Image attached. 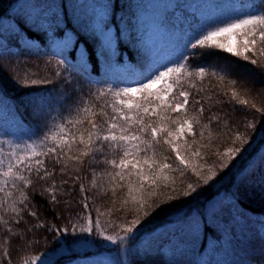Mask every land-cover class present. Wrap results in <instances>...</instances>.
<instances>
[{
	"label": "trees",
	"instance_id": "trees-1",
	"mask_svg": "<svg viewBox=\"0 0 264 264\" xmlns=\"http://www.w3.org/2000/svg\"><path fill=\"white\" fill-rule=\"evenodd\" d=\"M19 1L0 0V23L8 24L0 29V123L4 125L5 120L22 137L39 144L49 128L72 118L66 109L78 103L71 90L60 83V77L54 75L55 71L64 77L71 72L73 80L79 81L77 89L83 88L80 97L85 101L89 100V93L123 87L129 82L120 77L122 73L131 71L138 78L145 70V63L147 70L143 74L147 75L161 64L175 60L184 51L187 40L199 32L202 23L207 18L212 20L229 0H34L33 5L43 4L49 16L55 13L59 17V29L54 25L50 27L43 20L38 21L35 11L31 12L30 8L25 11L15 8L14 4ZM106 10L107 18H104ZM93 13L98 14L96 32L94 26H88ZM101 21L108 23L109 30H103ZM60 30L69 38L61 40L64 37L55 34ZM169 38L175 41V48H171L168 57L155 59L156 40ZM218 39L225 41L223 36ZM238 39L241 40L237 49L242 41L239 36ZM62 41H66V45L60 48ZM86 45L96 49V56L91 60L79 50L81 46L84 52ZM260 48H264V43L258 40L256 48L247 53L248 60L211 47L197 49L196 56L187 57V70L193 72L190 83L203 89L197 92L185 84V89L192 92L189 114H194L199 107L193 100L200 99L205 107L202 123H207L210 106L212 112L222 118V123L211 126L210 142L208 132L200 140V126L196 125L194 129L200 143L210 146L201 149L203 159L193 158V163L205 170L216 165L213 170L217 175L208 185L200 182L192 197L181 196L174 201L166 198L174 193L162 194L158 206L148 209V217L140 214L138 231L129 234L126 242H118L119 246L123 244V252L118 248L96 257L97 254L92 253L108 251L102 245L105 240L99 234L100 229L105 235H124L121 228L135 218L136 206L127 197L126 187L118 188L115 196L111 191L103 195V190L111 187L109 178L104 176L97 179L98 185H103L100 191L89 190L93 169L97 176L101 171L113 169L102 163L91 165V157H87L82 165L69 162L67 175H61L57 166L56 174L47 181L39 180L34 172L25 173L33 181L31 186L17 181L18 189H12L10 180L5 192L0 193V264H24L25 261L33 264V257L44 255L62 244L70 246L84 240L85 236L95 245V250L61 254L52 261L53 264H264L261 254L264 250V114L252 107L255 104L257 108H264V53L259 51ZM104 49L111 56V64L101 54ZM62 53L68 59L64 65H58V61L64 59ZM252 59L258 61L257 65L250 63ZM73 64H82L83 68L73 69ZM198 67L205 69L202 81L195 75ZM243 70L248 71L247 75ZM37 72V75L32 74ZM45 76L50 82L31 83L33 79ZM233 80H236L235 84ZM232 90L238 93L236 100L231 98ZM239 99L249 103L241 105ZM91 103L97 111L103 107L109 116L112 115L107 107L111 103L110 96L93 99ZM176 115L179 114H173V117ZM94 119L106 127L103 117L97 115ZM249 124L255 127H247ZM236 134L241 135L242 140H235ZM186 138L191 142L190 135ZM197 147L192 145V150ZM228 147H240L243 151L228 167L221 168L215 153ZM156 151L158 159L166 156L168 163L174 168L179 167V161L168 145L161 142ZM120 155L119 151L108 149L103 154H96L101 161L119 159ZM45 164L51 170L47 159ZM185 172L183 177L179 172H166L175 178L177 190L197 181L190 171L185 169ZM77 175L80 180L72 185L70 177ZM65 179L70 182L62 186ZM53 185L64 192V199L58 196L59 204L51 203L50 194L45 191ZM80 185L86 190L83 194L79 192ZM8 191L12 196L6 195ZM21 191L28 196L23 204L19 202ZM68 191H72L68 205L73 210L81 209L82 195L88 197V209L79 211V215L68 211L64 202L68 199ZM124 199H128L126 206L122 203ZM12 207L19 212H13ZM213 208L218 213L215 217ZM32 211L37 217L30 216ZM89 212L94 222L97 218L100 221L90 236L79 232L80 227L86 226ZM192 218L198 221L196 229L191 227ZM38 223L43 227H36ZM74 227L76 233L56 231Z\"/></svg>",
	"mask_w": 264,
	"mask_h": 264
},
{
	"label": "snow or ice",
	"instance_id": "snow-or-ice-1",
	"mask_svg": "<svg viewBox=\"0 0 264 264\" xmlns=\"http://www.w3.org/2000/svg\"><path fill=\"white\" fill-rule=\"evenodd\" d=\"M32 7L36 10L35 16L38 21L43 20L50 27L54 25L55 29H59V17L55 13L49 16L43 4H36ZM239 7L241 11L231 19L212 28L199 31L189 38L187 43L184 44V51L175 60L161 64L158 68L148 72L147 75L143 74L147 70V64L145 63V70L133 82L125 83L121 81V83H125V86L109 87L95 94L89 93L88 101L80 97L83 88L77 89L79 81L73 80L71 72L67 77H64L59 71H55L54 75L60 77V83L66 89H70L78 101L72 108L66 109L72 118L49 128L39 144L35 142L27 143L23 149L11 151L7 160L3 158L2 150H0V193L5 192L10 180L12 181V189H18L17 181L23 185L31 186L33 181L25 173L31 174L34 172L39 180L47 181L56 174L57 166H59L61 175H67L69 162L82 165L84 158L91 157L89 161L91 165L102 163L105 166H110L113 171L104 170L97 176L93 169V179L89 190L97 189L100 191L103 185H98L97 179H103L104 176H107L111 187L104 189L102 194L107 195L108 191H111L112 195L115 196L118 188L123 189L126 187L127 197L131 198V202L136 206L134 209L135 218L131 220L130 224H125L121 228L124 235L119 233L105 235L104 230L100 229L99 234L103 236V239L115 244L119 241L126 242L129 239V234L138 231V226L141 223L140 214L142 213L145 218L148 217L150 215L148 209L153 205L158 206L157 201L162 194L174 193L166 197L168 201H174L181 196L192 197L194 193H197L200 182L203 185H208L217 175V172L213 170L216 165H212L205 170L199 164L193 163V158L203 159L204 153L201 149L209 147L210 144H201L200 140H203L205 132H208L210 142L212 139L211 126L213 123L217 125L222 123V118L213 113L210 106L208 108L207 123H202L205 107L201 104L200 99L193 100L194 104L199 105V107L194 114H189L188 105L192 92L185 89V84L191 89H196L197 92L203 91V89H197L196 84L190 83L193 72L187 70L189 68L187 57L196 56L197 49L211 47L224 50L233 56H242L244 60H248L247 53L256 48L258 40L260 43H264V0H255V2L249 0L248 3H241ZM246 8L251 10L245 11ZM97 15L93 13L89 17L88 26H94V32L97 31L95 28ZM101 23L103 24V30H109L108 23L103 21ZM55 34L64 37L61 40L69 38V35H65L63 30ZM117 35H119V30ZM222 36L225 37V41L218 39ZM235 36L242 38L239 49L235 48L232 43ZM53 39L56 40L55 35ZM189 49L192 51H188ZM259 51L264 53V48H260ZM101 54L105 55L109 64H111V56L108 55L107 49H104ZM60 55H63L64 59L59 60L58 65H64L68 57L65 53ZM84 55L91 60L96 56V49L86 45ZM250 63L257 65L258 61L252 59ZM72 68L82 69L83 65L73 64ZM65 70L67 71V69ZM26 71L30 72V69H26ZM32 74L37 75L38 72ZM195 75L199 76L202 81L206 75L204 67H198ZM212 75H215V73H212ZM45 82H50L47 76L31 81L32 84ZM232 83L235 84L236 80H233ZM158 85L160 87H157ZM106 96L111 97V103L107 105L111 109V116L103 107L97 111L91 103L93 99L98 100ZM231 98L233 100L238 98V93L235 90H232ZM209 100H211V97H209ZM238 102L241 105L249 103L245 99H239ZM252 107L256 108L257 112L264 114V108H257L255 104H252ZM73 113L75 115H72ZM173 114L179 115L174 118ZM97 115L104 118L103 123L106 127H103L101 123L94 119ZM196 125L201 128L199 132L200 140L196 138L197 132L194 130ZM246 126L255 127L254 124ZM188 135L192 137L191 142L186 138ZM235 140H242L241 135L236 134ZM49 141L51 142L50 145ZM161 142L168 145L171 151L175 153V159L179 161V167L174 168L171 163H168V157L166 156L162 159L157 158L156 147ZM192 145H198V147L192 150ZM17 149H19V145H17ZM105 149L113 152L119 151L121 153L119 159L105 158L102 161L99 160L96 154H103ZM242 151L243 149L240 147H228L223 152L217 150L215 154L220 161L219 166L221 168L228 167V164ZM46 159L51 165V170H48V166L45 164ZM185 169L190 171L197 178V181L196 183H187L186 188L177 190L175 178L170 177L166 172H179L180 176L183 177L186 175ZM75 171H79V169H75ZM70 180L72 185H75L80 177L78 175L70 177ZM70 180H63L61 185L69 184ZM45 191L50 194V202L53 204H59L61 199H64V192L56 189L54 185ZM85 191L84 186L80 185L79 192L83 194ZM6 195L12 196V192L8 191ZM20 196L21 200L19 202L21 204L28 200V196L23 191L20 192ZM58 196L61 199H58ZM71 199L72 191H68V199L64 201L65 204L68 205V200ZM87 200L88 197L82 195L79 202L81 203V209L73 210L68 205L67 210L75 211L79 215V211L88 209ZM149 200L152 201L151 204ZM122 203L126 206L128 199H124ZM113 204H115V201H113ZM11 210L19 212V209L15 207H12ZM217 214V210L213 208V217ZM30 216L37 217V213L32 211ZM86 218L87 224L80 227L79 232L90 236L94 232V226L99 227L100 221L97 218L94 222L90 212ZM36 227H43V225L38 223ZM191 227L193 229L198 227V221L195 218H192ZM56 231L76 233L77 229L74 227L71 230L64 228ZM84 240L87 241L88 237L85 236ZM261 254L264 255V250ZM32 261L33 264L35 262L53 264L52 260L47 257L41 259L40 256H36L32 258ZM24 264H29V262L25 261ZM109 264H115V262H109Z\"/></svg>",
	"mask_w": 264,
	"mask_h": 264
},
{
	"label": "rangeland",
	"instance_id": "rangeland-1",
	"mask_svg": "<svg viewBox=\"0 0 264 264\" xmlns=\"http://www.w3.org/2000/svg\"><path fill=\"white\" fill-rule=\"evenodd\" d=\"M33 1L34 0H21V1L17 2L16 4H14V7L17 8L18 10H23V11H25L26 8H30L31 12H34L36 10L32 7ZM224 1L226 2L227 0H224ZM241 3H245V2L238 1L236 3L234 0H229L227 3L228 5L222 9H220L216 13L215 17L212 20L207 18L202 23V25L199 28V31H203L207 28H212L215 25L222 24L223 22L231 19L233 16L236 15V12L241 10L239 7V5ZM103 17L107 18V10L105 11ZM5 26L6 27L8 26L7 22L4 21V22L0 23V29L4 28ZM239 40H241V39H238V36L234 37V39L232 41L234 47L237 46V44L239 43ZM65 45H66V41H62L59 44V47L63 48V47H65ZM175 46H176V43L171 38L166 39L164 41L157 39L155 42L154 58L160 59L163 57H168L169 53L171 51V48H175ZM79 48H80L79 50H80L81 54L84 53L83 48L81 46ZM125 69H126V67H125ZM243 71H244L243 73H245V75H247L248 71H246V70H243ZM120 77L123 80L128 81L129 83L133 82L136 79V76L131 71H128L127 73H125V72L122 73L120 75ZM34 142L37 143V141H35V140H29L27 138L22 137L15 129L9 127L6 124L5 120H4V125H3V123H0V150H2L3 158L5 160H7L9 158L8 154L11 151H13V150L19 151L20 149L24 148L25 144L34 143ZM17 145H19V149H17ZM102 245L105 247L104 250H108V251H103L100 253L94 252L92 254H97L96 257H101L102 255L110 253L111 251H117L118 248L121 249L122 252L124 250L123 244H120V246H119L118 242L114 244V243L109 242V241H104L102 243ZM95 249H96L95 245L91 241L82 240V241L73 243L70 246L62 244L58 248L51 250V251L45 253L44 255H41L40 257H41V259H44L47 257L53 261L61 254L70 253L72 251L73 252H84V251H88V250L93 251ZM35 264H39V262H35Z\"/></svg>",
	"mask_w": 264,
	"mask_h": 264
}]
</instances>
